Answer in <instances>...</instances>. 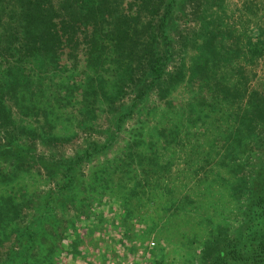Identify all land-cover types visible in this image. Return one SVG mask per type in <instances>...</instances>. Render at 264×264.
I'll return each mask as SVG.
<instances>
[{
	"label": "trees",
	"instance_id": "16d2710c",
	"mask_svg": "<svg viewBox=\"0 0 264 264\" xmlns=\"http://www.w3.org/2000/svg\"><path fill=\"white\" fill-rule=\"evenodd\" d=\"M222 1L0 0V159L15 168H44L53 185L46 190L43 214L52 215L54 199L74 194L80 163L127 132L126 144L100 163L109 173H135L137 188L128 193L153 186L173 192L176 171L199 173L205 187L222 183L238 202L241 221L230 233L221 224L202 241L201 264H264V94L248 88L246 73L232 64L241 53L240 36L213 13V7L223 13ZM224 36L230 44L222 42ZM244 36V59L250 62L262 52L249 31ZM189 46L199 52L185 63L182 52ZM80 64L89 73L78 81L74 71ZM62 76L77 80L62 86ZM186 81L198 90L145 143L147 117L161 106L176 107L173 92ZM66 92L80 98L83 113L101 105L114 121L101 144L90 140L71 155L58 148L75 135L53 130L55 107L65 102ZM146 100L152 102L144 107ZM129 122L135 125L126 128ZM157 141L172 145V153L161 159ZM93 178L97 175H88L86 183ZM102 181H96V193L118 187L122 198L128 188L110 176ZM6 203H0V247L13 233L15 264H26L40 217H26L19 204Z\"/></svg>",
	"mask_w": 264,
	"mask_h": 264
},
{
	"label": "rangeland",
	"instance_id": "374dc122",
	"mask_svg": "<svg viewBox=\"0 0 264 264\" xmlns=\"http://www.w3.org/2000/svg\"><path fill=\"white\" fill-rule=\"evenodd\" d=\"M213 8V13L221 16L224 26L240 36L237 43L241 53L232 64L246 73L248 88L264 94V0H223L224 15L221 10ZM181 26L186 27V24L182 22ZM248 31L249 40L257 42V49L262 52L250 62L244 59L247 55L244 35ZM221 40L227 45L232 41L226 36ZM195 51L189 46L182 52L185 63L194 57ZM88 73L81 64L74 71L78 81ZM69 79L77 80L62 76V86ZM62 86L60 90H63ZM195 90H198L197 86ZM195 90L187 81L180 84L173 92L176 107L166 109L161 106V109H155L156 115L147 117L142 129L145 143L164 121L167 126L171 123L173 115L179 112L175 110L185 109V101L191 100ZM79 99L68 93L65 102L54 111L55 133L75 135L58 148L65 155L79 152L90 140L101 144L106 133L114 127V121L103 112L101 105H97L92 113H83ZM151 102L146 100L144 107ZM89 122L90 128L84 129L83 125ZM134 125L129 122L125 127ZM129 136L127 132H120L109 148L101 150L96 158L79 164L78 173L83 180L79 177V186L68 199L52 201V215L42 213L43 209H48L44 205L46 190L53 185L44 168L39 164L15 168L0 159V203L19 204L18 209L27 214L26 217L36 214L40 217L33 241L35 247L28 252L26 264H201L198 249L202 241L213 235L221 224H227L228 232H233L241 221V215L237 213L238 202L226 192L222 183L205 187V182L199 180V173L183 176L175 171L170 178L173 192L164 186H153L128 193L131 187L137 188L133 184L135 173L131 170L125 176L119 171L109 173L100 162L118 152ZM157 143L161 159L172 153V145ZM35 144L37 148L42 147L37 140ZM177 159L180 163L179 156ZM134 171L137 173L136 167ZM92 174L97 175V179L86 183V177ZM103 176H110V179L128 186L127 189L123 187L122 198L118 187H101L96 193V181H102ZM200 190L203 193L200 194ZM15 242L17 239L13 233L3 238L0 247V262L3 264L17 262Z\"/></svg>",
	"mask_w": 264,
	"mask_h": 264
}]
</instances>
